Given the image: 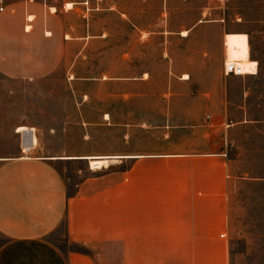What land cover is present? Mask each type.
Returning <instances> with one entry per match:
<instances>
[{"label": "crops", "instance_id": "1", "mask_svg": "<svg viewBox=\"0 0 264 264\" xmlns=\"http://www.w3.org/2000/svg\"><path fill=\"white\" fill-rule=\"evenodd\" d=\"M127 1L4 0L0 71L14 80L49 76L62 45L88 44L95 3L109 9L117 3L119 16L132 18ZM149 1L155 6L143 28L151 43L154 35H163L169 80L214 83L188 95L204 99L200 110L188 113L209 114L210 120L182 126L214 127L218 133L228 84L235 78L224 72L227 33L247 34L250 57L249 32L239 30L222 9L210 21L206 10L190 9L192 0ZM30 50L36 52L28 57ZM34 138L38 143L37 132ZM45 147L41 142L31 155L0 151V264H224L217 238L224 211L230 210L231 173L220 141L213 151L173 154L197 160L173 182L159 179L151 153L111 155L109 166L94 168L89 156L104 154L91 147L58 152ZM212 157L217 165L203 163ZM115 158H133V168H120ZM70 165L79 167L65 176L61 168Z\"/></svg>", "mask_w": 264, "mask_h": 264}, {"label": "rangeland", "instance_id": "2", "mask_svg": "<svg viewBox=\"0 0 264 264\" xmlns=\"http://www.w3.org/2000/svg\"><path fill=\"white\" fill-rule=\"evenodd\" d=\"M116 5L109 9L108 4L95 3L88 44L62 45L49 76L14 80L0 71L1 153L22 152L15 128L25 124L35 126L38 134V143L25 154H37L41 142L49 145L45 147L49 152L91 147L104 154L94 156L109 158L151 153L159 179L173 182L183 179L182 170L197 161L173 154L213 151L220 141L231 178L227 190L230 210L224 211L217 248L224 264H264L263 0L190 2L191 10H206L210 21L217 18V9L225 10L239 30L249 32L250 57L258 62L256 74L231 73L235 78L228 84L218 133L214 127L182 126L210 120L209 114L188 113L204 105V99L188 95L214 83L169 80L171 73L161 55L163 35H154L151 43L143 28L150 24L148 9L155 3L128 0L132 18L119 16ZM35 52L28 51V57ZM38 52L41 59L42 49ZM75 76L77 83L70 81ZM51 126L59 129L49 130ZM115 159H120V168H133V158ZM202 161L217 165L213 157ZM78 167L61 170L69 176ZM222 232L226 235H219Z\"/></svg>", "mask_w": 264, "mask_h": 264}, {"label": "bare ground", "instance_id": "3", "mask_svg": "<svg viewBox=\"0 0 264 264\" xmlns=\"http://www.w3.org/2000/svg\"><path fill=\"white\" fill-rule=\"evenodd\" d=\"M226 46L229 60L239 59L245 73H254L258 69V63L249 57L248 36L244 32L227 33ZM251 59V60H249ZM188 75L185 74L184 77ZM94 168L109 166L112 162L110 156H89Z\"/></svg>", "mask_w": 264, "mask_h": 264}, {"label": "built area", "instance_id": "4", "mask_svg": "<svg viewBox=\"0 0 264 264\" xmlns=\"http://www.w3.org/2000/svg\"><path fill=\"white\" fill-rule=\"evenodd\" d=\"M4 9V0H0V10ZM224 72L225 74H244V68L240 63L239 59H233V60H229V58L227 57L225 64H224ZM22 126L17 127L16 131L20 134V146H21V150L22 152L25 154L27 152H29L30 150H32L37 142L34 141L33 136L36 133V130L34 128L31 129H21ZM32 135V139L29 138V136ZM29 144V145H28ZM226 233L222 232L221 236H225Z\"/></svg>", "mask_w": 264, "mask_h": 264}]
</instances>
